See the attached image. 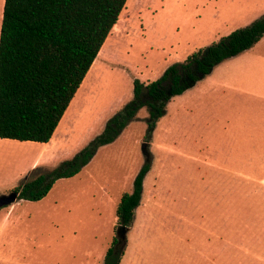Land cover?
<instances>
[{
    "label": "rangeland",
    "instance_id": "obj_1",
    "mask_svg": "<svg viewBox=\"0 0 264 264\" xmlns=\"http://www.w3.org/2000/svg\"><path fill=\"white\" fill-rule=\"evenodd\" d=\"M4 0H0V27ZM264 14V0H127L47 144L0 139V264H264V36L171 99L143 107L37 202L9 192L73 158L133 97L199 48ZM147 158L126 237L116 208Z\"/></svg>",
    "mask_w": 264,
    "mask_h": 264
},
{
    "label": "trees",
    "instance_id": "obj_2",
    "mask_svg": "<svg viewBox=\"0 0 264 264\" xmlns=\"http://www.w3.org/2000/svg\"><path fill=\"white\" fill-rule=\"evenodd\" d=\"M127 0H4L0 27V139L47 144L118 22ZM264 36V14L209 46L191 53L184 62L169 66L156 81L133 82L132 99L113 117L101 134L73 158L55 169L28 179L9 192L15 199L37 202L59 179L78 174L99 148L112 143L143 107L149 111L151 133L172 98L205 78L220 63L254 46ZM147 158L116 208L119 234L134 221ZM113 239L104 264H120L125 249Z\"/></svg>",
    "mask_w": 264,
    "mask_h": 264
},
{
    "label": "water",
    "instance_id": "obj_3",
    "mask_svg": "<svg viewBox=\"0 0 264 264\" xmlns=\"http://www.w3.org/2000/svg\"><path fill=\"white\" fill-rule=\"evenodd\" d=\"M13 201H14V200H13ZM13 201H11V202H13ZM127 231H128V229H127ZM127 231H124V232H123V235H122V236H123V238H125V237H126V233H127ZM117 235H119V232H117Z\"/></svg>",
    "mask_w": 264,
    "mask_h": 264
},
{
    "label": "bare ground",
    "instance_id": "obj_4",
    "mask_svg": "<svg viewBox=\"0 0 264 264\" xmlns=\"http://www.w3.org/2000/svg\"><path fill=\"white\" fill-rule=\"evenodd\" d=\"M117 24V23H116ZM107 41V40H106ZM105 44V43H104Z\"/></svg>",
    "mask_w": 264,
    "mask_h": 264
},
{
    "label": "crops",
    "instance_id": "obj_5",
    "mask_svg": "<svg viewBox=\"0 0 264 264\" xmlns=\"http://www.w3.org/2000/svg\"><path fill=\"white\" fill-rule=\"evenodd\" d=\"M173 99V98H172Z\"/></svg>",
    "mask_w": 264,
    "mask_h": 264
}]
</instances>
